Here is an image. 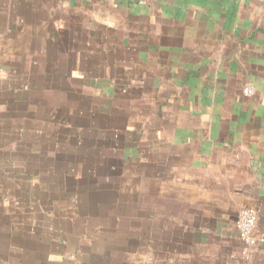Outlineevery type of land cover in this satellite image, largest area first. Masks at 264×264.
I'll list each match as a JSON object with an SVG mask.
<instances>
[{
	"label": "crops",
	"instance_id": "obj_1",
	"mask_svg": "<svg viewBox=\"0 0 264 264\" xmlns=\"http://www.w3.org/2000/svg\"><path fill=\"white\" fill-rule=\"evenodd\" d=\"M0 264H264V1L0 0Z\"/></svg>",
	"mask_w": 264,
	"mask_h": 264
},
{
	"label": "built area",
	"instance_id": "obj_2",
	"mask_svg": "<svg viewBox=\"0 0 264 264\" xmlns=\"http://www.w3.org/2000/svg\"><path fill=\"white\" fill-rule=\"evenodd\" d=\"M245 95H251L254 89L251 86H246L243 90ZM257 213L253 208H242L239 210L237 229L241 242L249 248L256 245V238L254 235L256 227Z\"/></svg>",
	"mask_w": 264,
	"mask_h": 264
},
{
	"label": "water",
	"instance_id": "obj_3",
	"mask_svg": "<svg viewBox=\"0 0 264 264\" xmlns=\"http://www.w3.org/2000/svg\"><path fill=\"white\" fill-rule=\"evenodd\" d=\"M264 1V0H263Z\"/></svg>",
	"mask_w": 264,
	"mask_h": 264
}]
</instances>
